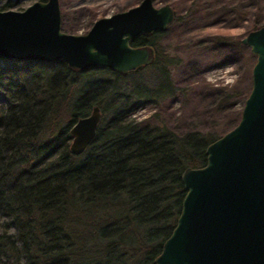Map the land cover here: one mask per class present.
<instances>
[{
	"label": "trees",
	"instance_id": "16d2710c",
	"mask_svg": "<svg viewBox=\"0 0 264 264\" xmlns=\"http://www.w3.org/2000/svg\"><path fill=\"white\" fill-rule=\"evenodd\" d=\"M164 34L130 43L153 51L144 68L153 70L148 84L135 78L144 69L126 75L103 69L110 80L71 72L62 62L0 68V215L15 230L0 233L2 264H153L179 214L181 173L203 167L204 151L217 139L133 118L141 106L176 94L158 47ZM232 45L242 48L240 41ZM221 102L217 109L229 110ZM93 106L101 115L94 137L71 155L69 130ZM239 117L240 110L229 121Z\"/></svg>",
	"mask_w": 264,
	"mask_h": 264
},
{
	"label": "water",
	"instance_id": "95a60500",
	"mask_svg": "<svg viewBox=\"0 0 264 264\" xmlns=\"http://www.w3.org/2000/svg\"><path fill=\"white\" fill-rule=\"evenodd\" d=\"M173 20L169 5L141 0L96 20L84 35H69L60 30L58 0L34 2L0 11V62H62L71 72L126 75L154 60L150 47L130 43L164 33ZM240 44L255 62L239 120L206 147L203 167L181 173L179 214L153 264H264V26ZM100 119L93 106L76 120L68 133L71 155L83 153Z\"/></svg>",
	"mask_w": 264,
	"mask_h": 264
},
{
	"label": "rangeland",
	"instance_id": "374dc122",
	"mask_svg": "<svg viewBox=\"0 0 264 264\" xmlns=\"http://www.w3.org/2000/svg\"><path fill=\"white\" fill-rule=\"evenodd\" d=\"M7 1L11 6L0 11L18 12L38 2L2 0L0 5ZM140 1L58 0L60 30L64 34L84 35L96 20L126 11ZM164 4L173 9L175 21L157 42L161 56L169 61V79L176 94L141 106L133 118L163 126L177 135L198 132L219 138L235 126L229 120L233 112L241 111L247 97L242 99L240 94L248 95L250 91L255 62L247 47L232 44L254 31V25L264 26V0H153L154 7ZM225 39L229 41L226 45L219 44ZM6 67L5 62H0L1 69ZM87 72L88 77L112 79L103 69ZM152 75L153 70L146 68L135 78L148 84ZM122 83H129V79L118 81ZM222 100L230 106L229 110L217 109ZM4 104L5 97L0 92V109ZM7 223L0 215V233L14 236L13 228H5Z\"/></svg>",
	"mask_w": 264,
	"mask_h": 264
},
{
	"label": "flooded vegetation",
	"instance_id": "af4514ba",
	"mask_svg": "<svg viewBox=\"0 0 264 264\" xmlns=\"http://www.w3.org/2000/svg\"><path fill=\"white\" fill-rule=\"evenodd\" d=\"M38 1V0H37ZM39 2V1H38ZM42 2V1H41ZM43 2H45V0L43 1Z\"/></svg>",
	"mask_w": 264,
	"mask_h": 264
}]
</instances>
